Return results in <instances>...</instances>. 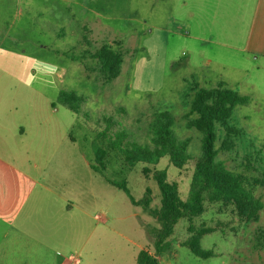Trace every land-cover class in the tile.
<instances>
[{
    "label": "rangeland",
    "instance_id": "rangeland-1",
    "mask_svg": "<svg viewBox=\"0 0 264 264\" xmlns=\"http://www.w3.org/2000/svg\"><path fill=\"white\" fill-rule=\"evenodd\" d=\"M181 11L175 0H0V143L8 157L9 150L15 148V157L19 149V167L48 189H36L39 196L25 207L32 215L15 225L33 228L55 221L58 228L66 226L73 241L53 243L66 254L65 264H135L140 250L161 264H264V207L257 222L245 224L231 207L205 201L192 225L215 230L200 239V247L215 256L201 259L190 253L184 245L190 235L184 219L175 225L168 249L157 255L155 219L106 182L124 181L135 200L149 189L150 206L157 208L152 174L145 177L141 165H122L116 151L103 175L91 169L95 148L106 150L115 136L149 145L150 128L162 112L172 115V131L187 142L188 153L199 156L201 134L187 127L194 116L187 115L184 97L193 96L194 85L211 89L222 79L249 103L233 109L228 125L239 133L229 135L233 147L219 150L216 161L241 175L264 205V189L252 186L258 173L249 166L264 163V80L253 87L206 68L194 39L181 26ZM102 46L122 55L120 73L109 84L101 81L98 63L89 57ZM73 94L81 99L76 114L61 100ZM21 126L27 136L19 144L14 135ZM215 135L219 149L224 133L217 129ZM147 167L165 170L180 198H188L191 162L178 170L163 157ZM66 199L75 208L59 214Z\"/></svg>",
    "mask_w": 264,
    "mask_h": 264
},
{
    "label": "trees",
    "instance_id": "trees-1",
    "mask_svg": "<svg viewBox=\"0 0 264 264\" xmlns=\"http://www.w3.org/2000/svg\"><path fill=\"white\" fill-rule=\"evenodd\" d=\"M89 57L97 61L100 79L104 84H109L118 77L122 65L120 52L111 47L102 46ZM191 91L192 97L189 94L184 97L189 110L187 115L194 116L187 122V127L201 134L199 156L192 157L188 153L187 142L178 140L172 131V115L162 112L155 117V122L150 128L149 145L125 143L124 134H122V139L115 136L107 142L106 150L98 146L95 148L94 164L96 165L91 169L103 175L109 164L110 154L114 151L122 165L129 169L136 165L144 166L142 174L145 177L152 174L151 178L158 188L159 206L157 208L150 206L152 200L149 189H146L143 198L135 200L124 181L113 182L106 179V182L124 192L133 206L141 207L144 212L155 219L158 227L153 229L152 236L157 255L168 249L169 238L173 235L175 225L179 220L184 219L189 223L187 231L190 234L184 245L195 257L207 259L215 254L213 251L203 250L200 247V239L215 230L205 226L196 228L192 225L193 219L204 212L205 201L231 207L233 213L245 224L257 222L264 205L246 188L241 175L227 170L222 162L216 161L219 150L226 151L233 147L229 141V135L235 136L239 133V130L228 125L233 109L247 105L249 98L226 88L224 83H217L211 89H201L194 85ZM61 100L73 113H78L77 104L81 101L79 97L74 94L63 95ZM75 101L77 103L73 104ZM217 129H221L224 133L219 149L215 148ZM102 135L100 133L98 137ZM163 157H166L169 164L178 170L192 163L193 170L186 200L180 198L177 183L168 180L165 170L153 169L151 171L147 167L156 166ZM249 166L258 173V177L252 180V186L264 189V163L260 168ZM135 264L161 263L147 251L140 250L136 255Z\"/></svg>",
    "mask_w": 264,
    "mask_h": 264
},
{
    "label": "crops",
    "instance_id": "crops-1",
    "mask_svg": "<svg viewBox=\"0 0 264 264\" xmlns=\"http://www.w3.org/2000/svg\"><path fill=\"white\" fill-rule=\"evenodd\" d=\"M175 3L182 10L181 26H186L185 34L194 39L206 68L213 69L218 76L224 72L237 76L235 81L240 84L249 82L254 87L263 82L264 0H175ZM153 35L147 37V42ZM218 83L227 86L222 79ZM14 136V142L22 144L26 128L19 127ZM12 150L15 148L9 150L8 157L5 145L0 143V264H65L66 254L53 243L73 241L66 226L58 228L55 221L37 228L15 225L17 219L25 223L28 215H32L25 207L39 196L36 189L39 192L48 189L22 171L24 168L19 166L23 159L18 156L22 153L16 149L14 157ZM74 208V202L66 199L58 212L68 215Z\"/></svg>",
    "mask_w": 264,
    "mask_h": 264
}]
</instances>
